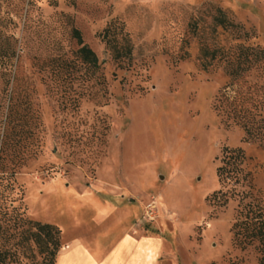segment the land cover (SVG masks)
I'll return each instance as SVG.
<instances>
[{
	"label": "rangeland",
	"instance_id": "obj_1",
	"mask_svg": "<svg viewBox=\"0 0 264 264\" xmlns=\"http://www.w3.org/2000/svg\"><path fill=\"white\" fill-rule=\"evenodd\" d=\"M27 9L8 88L18 113L0 124L4 264H58L77 241L102 257L125 235L162 242L153 264H260L259 244L238 246L233 225L248 208L264 213V0ZM217 10L236 27H216ZM106 28L118 44L126 37L128 59H112ZM73 29L97 70L77 57ZM204 48L223 56L206 70ZM20 215L60 231L54 258Z\"/></svg>",
	"mask_w": 264,
	"mask_h": 264
},
{
	"label": "trees",
	"instance_id": "obj_2",
	"mask_svg": "<svg viewBox=\"0 0 264 264\" xmlns=\"http://www.w3.org/2000/svg\"><path fill=\"white\" fill-rule=\"evenodd\" d=\"M30 3L31 0H0V80L3 87L1 94L5 98V102L3 104L0 103V116L4 118L3 121L2 119L0 120V124L6 127L12 126L18 113L17 98H14L13 94L8 92L12 70L19 58L18 39L15 37V31L18 29V22L22 18L27 19V7ZM213 23L222 30L231 31L236 27L220 10H217ZM72 37L80 45L77 50V57L80 62L97 70L99 68L98 59L93 51L82 45L80 33L73 29ZM101 37L113 60L120 61L130 57L131 49L126 37H123L122 43L118 44L113 35H110L109 28L103 31ZM221 52L220 48L211 50L204 48L201 56L209 62L202 63V69L206 70L212 61L221 60L223 58ZM242 58L247 61L248 55L244 54ZM224 61H228V58ZM223 173V169L219 168L218 174L220 178L223 177ZM19 217V221H23L33 228V230L28 232L27 238L32 239L33 243L40 247L46 256L54 258L59 248L58 236L60 231L53 225L24 220L21 215ZM240 217L241 220L233 225L236 244L245 247L257 242L262 252L260 264H264V213L260 209L248 208L240 213ZM4 262L5 256L0 252V264H4Z\"/></svg>",
	"mask_w": 264,
	"mask_h": 264
},
{
	"label": "crops",
	"instance_id": "obj_3",
	"mask_svg": "<svg viewBox=\"0 0 264 264\" xmlns=\"http://www.w3.org/2000/svg\"><path fill=\"white\" fill-rule=\"evenodd\" d=\"M162 249V242L155 237L135 239L125 235L112 249L100 256V247L86 241H77L62 251L58 264H153Z\"/></svg>",
	"mask_w": 264,
	"mask_h": 264
}]
</instances>
